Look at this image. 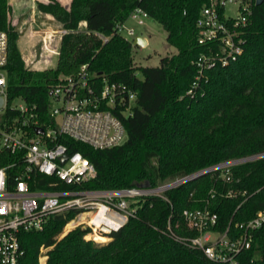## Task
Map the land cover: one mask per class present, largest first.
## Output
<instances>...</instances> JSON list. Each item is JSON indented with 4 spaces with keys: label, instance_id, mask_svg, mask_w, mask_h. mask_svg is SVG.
Segmentation results:
<instances>
[{
    "label": "trees",
    "instance_id": "16d2710c",
    "mask_svg": "<svg viewBox=\"0 0 264 264\" xmlns=\"http://www.w3.org/2000/svg\"><path fill=\"white\" fill-rule=\"evenodd\" d=\"M206 0H57L36 1L39 12L49 14L66 32L61 34L54 67H24L17 48V32L10 24V6L0 0V30L7 36L4 66L9 100L34 104L39 124L50 123L48 92L61 79L87 64L96 85L102 78L122 83L135 94L130 115L120 118L125 140L93 149L67 136L57 141L68 153L79 152L94 167L93 178L77 186L84 190H109L184 177L220 162L264 154V0L252 5L243 29L242 52L226 66L204 72L192 93L186 91L196 74L194 61L203 51L197 44L195 19ZM165 33L176 53L159 58L157 66H133L131 42L114 32L134 7ZM84 22V31H77ZM107 37L103 41L98 35ZM1 125V124H0ZM16 161L0 151V166ZM19 163L9 167L11 179ZM225 176L219 169L205 172L147 196L134 216L112 231L103 243L82 238L87 228L75 227L57 237L76 210L50 215L39 231L21 232L23 255L19 264H223L207 260L199 250L188 249L171 234L191 236L181 211L207 207L217 216L215 229L229 230L264 209V155L231 165ZM56 182L50 186L49 183ZM32 188L63 189L53 177L35 174ZM250 247L238 264H264V222L250 232Z\"/></svg>",
    "mask_w": 264,
    "mask_h": 264
},
{
    "label": "built area",
    "instance_id": "2783aa9c",
    "mask_svg": "<svg viewBox=\"0 0 264 264\" xmlns=\"http://www.w3.org/2000/svg\"><path fill=\"white\" fill-rule=\"evenodd\" d=\"M256 0H206L195 19L197 44L203 51L196 57V74L186 93H192L204 72L214 66H226L236 60L242 52V32L251 15ZM147 13L134 7L125 20L115 24L114 32L124 39L134 35L128 21L142 24ZM62 34L66 31L63 29ZM103 41L107 37L96 33ZM43 48L48 50L43 41ZM52 52V51H50ZM54 53V52H53ZM7 62V36L0 30V151L13 154L16 161L0 166V264H19L23 249L19 243L21 232L39 231L53 214L76 210L68 222L71 229L87 228L82 238L100 243L95 236H108L124 225L128 217L134 216L136 206L147 196L163 198L164 190L192 179L202 172L219 169L222 175L236 163L254 159L255 155L220 162L190 175L180 177L168 185H137L109 190H84L69 188L94 177L93 165L75 151L68 153L57 141L67 136L93 149L118 145L125 140V130L115 114L130 115L135 104V94L122 83L108 82L102 78L96 85L87 64L79 65L72 75L62 76L50 89L47 114L50 123L39 124L34 104L24 99L12 104L6 93L4 66ZM55 104H54V103ZM41 132L36 133L35 129ZM66 155L60 162L59 157ZM19 170L8 179V168L16 164ZM53 177L66 188L38 189L30 187L35 174ZM50 186L56 182L49 183ZM103 216L95 218L100 208ZM181 216L185 226L195 234L177 236L174 240L188 249L199 250L203 256L216 263L238 264V256L250 247V232L264 222V209L255 212L247 221L229 225L223 231L215 229L217 216L207 207L183 209ZM66 222V223H68Z\"/></svg>",
    "mask_w": 264,
    "mask_h": 264
},
{
    "label": "rangeland",
    "instance_id": "374dc122",
    "mask_svg": "<svg viewBox=\"0 0 264 264\" xmlns=\"http://www.w3.org/2000/svg\"><path fill=\"white\" fill-rule=\"evenodd\" d=\"M37 0H12L14 4L19 5V19L16 20L15 16H12L13 22L15 23V27L17 30L18 38H17V45L18 49L21 53V58L23 59L24 67L25 68H48L53 67L55 65L56 61V55L51 54L46 49L43 48V43L41 40V36L35 35L33 38L28 37L27 35V29L29 27L27 23V17L30 15L31 10H33L34 2ZM45 1V0H44ZM58 1V0H57ZM62 1V0H61ZM59 2V1H58ZM64 3V1H62ZM61 2V3H62ZM62 3V4H63ZM13 4V5H14ZM24 7V11H22V7ZM68 7V5H67ZM66 7V8H67ZM17 9V8H16ZM11 12V10H10ZM10 17V16H9ZM46 21V20H45ZM128 25H131L134 29V35L129 36L127 39L132 42V39L134 36H142L146 39V44L144 46H139L131 43V51H130V57H131V63L133 66H147V67H153L157 66L159 63V58L162 56H170L176 53V50L174 47L170 46L166 40H165V33L161 29V27L154 21L150 19H144L142 24H136L133 21H128ZM44 26V23L42 24ZM41 25V26H42ZM35 29L39 28L37 25H34ZM78 29L84 30V26L81 23L78 26ZM63 29L60 28L59 31H55L53 33V36L51 37V41L47 48H50L53 46L56 42L58 43V40L56 39L58 34H62ZM40 33L43 34V31ZM56 40V41H55ZM55 41V42H54ZM43 55H47L48 57V63L44 64L42 63L41 59ZM62 77V76H60ZM12 104L20 103V100L15 99L11 102ZM54 103V102H53ZM55 104V103H54ZM179 177H173V178H165L161 182H159L157 185H168L169 183L174 182ZM68 222V221H67ZM69 223V222H68ZM65 223L60 231V233L57 235V237H61L64 233H66L68 230L71 229V225L66 230ZM66 225V226H65ZM106 237V240H108V237ZM102 241V242H105ZM100 242V243H102ZM40 256L38 257V264H41V259L44 258L43 263L45 261V256L43 255L45 252L44 248H40Z\"/></svg>",
    "mask_w": 264,
    "mask_h": 264
},
{
    "label": "crops",
    "instance_id": "0c3cea01",
    "mask_svg": "<svg viewBox=\"0 0 264 264\" xmlns=\"http://www.w3.org/2000/svg\"><path fill=\"white\" fill-rule=\"evenodd\" d=\"M37 1H41V2H44V0H37ZM59 1V3L63 6V7H67V5L69 4V1L70 0H62V1H64V3L61 1V0H58ZM63 4H62V3ZM7 3L9 4V6H10V10H11V12H10V14H9V21H10V24L14 27V29L16 30V27H15V23L13 22V19H12V16H15V19L16 20H18L19 19V17H20V15H19V13L20 12H18L19 11V5H17V4H14L13 2H12V0H7ZM14 4V5H13ZM24 5H23V9H22V11L21 12H23L24 11ZM17 8V9H16ZM46 20V21H45ZM27 23H28V25H29V27H28V29H27V35H28V37H30V38H33L36 34L37 35H39V36H41L40 38H41V40H42V43H43V41L45 42V46H46V48H47V44L46 43H48V45H49V43H50V41H51V37L53 36V33L55 32V31H59V29L61 28V26H60V24L55 20V19H53V17L51 16V15H49V14H46V13H42V12H39L37 9H36V7H35V2H34V7H33V10H31V12H30V15L27 17ZM44 23V26L42 25ZM83 24V26H84V22H80L79 24H78V26L80 25V24ZM34 25H37V27H39V28H37V29H35V27H33ZM42 25V26H41ZM40 31L42 32L43 31V34L42 33H40ZM77 31H84V30H82V29H78L77 28ZM16 32H17V30H16ZM57 36V40H58V43L56 44V40L54 41L55 42V44L53 45V46H51L50 48H47L48 50V52H50V51H52V52H50L51 54H54V55H56V53H57V49H58V44H59V38H60V36H61V34H58V35H56ZM142 37V36H141ZM17 38H18V34H17ZM144 38V37H143ZM16 44H17V39H16ZM43 45H44V43H43ZM17 48H18V45H17ZM19 50V49H18ZM20 52V51H19ZM54 52V53H53ZM20 55H21V53H20ZM22 57V56H21ZM56 57H57V55H56ZM23 60V59H22ZM41 61H42V63H44V64H47L48 63V57H47V55H43L42 56V59H41ZM24 62V61H23ZM55 63H56V61H55ZM55 66V65H54ZM53 66V67H54ZM45 67H43V68H29V69H34V70H41V69H44Z\"/></svg>",
    "mask_w": 264,
    "mask_h": 264
},
{
    "label": "water",
    "instance_id": "95a60500",
    "mask_svg": "<svg viewBox=\"0 0 264 264\" xmlns=\"http://www.w3.org/2000/svg\"><path fill=\"white\" fill-rule=\"evenodd\" d=\"M261 2V0H256L255 1V4H259ZM132 44H135V45H139V46H144L146 44V39L141 37V36H134L133 39H132ZM51 91L48 92V94H50ZM1 98H0V105H1ZM35 132L36 133H40L41 132V129L40 128H36L35 129ZM66 158V155H62L61 157H59V161L62 162L64 159ZM204 172L200 173L199 175L203 174ZM147 185V184H145Z\"/></svg>",
    "mask_w": 264,
    "mask_h": 264
},
{
    "label": "bare ground",
    "instance_id": "6f19581e",
    "mask_svg": "<svg viewBox=\"0 0 264 264\" xmlns=\"http://www.w3.org/2000/svg\"><path fill=\"white\" fill-rule=\"evenodd\" d=\"M102 216H103V208L100 206V208L98 209V211H97V213H96L94 219H95V218H101ZM66 225H67V226H66ZM66 225H65V226H66V230H67V228L71 225V222L67 223ZM95 239H96L97 241L102 242V241H105V240H106V237H105V236H98V235H96V236H95ZM102 243H103V242H102ZM43 260H44V258L41 259V264L43 263Z\"/></svg>",
    "mask_w": 264,
    "mask_h": 264
}]
</instances>
